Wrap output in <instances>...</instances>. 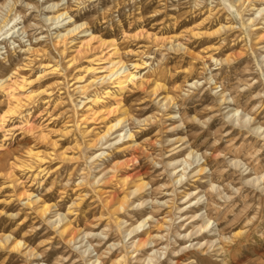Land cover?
I'll return each instance as SVG.
<instances>
[{
	"label": "rangeland",
	"instance_id": "1",
	"mask_svg": "<svg viewBox=\"0 0 264 264\" xmlns=\"http://www.w3.org/2000/svg\"><path fill=\"white\" fill-rule=\"evenodd\" d=\"M52 3L88 32L59 40ZM263 5L0 0V264H146L125 231L150 214L134 240L154 264H264ZM110 57L138 83L116 87ZM123 115L133 137L98 140Z\"/></svg>",
	"mask_w": 264,
	"mask_h": 264
},
{
	"label": "bare ground",
	"instance_id": "2",
	"mask_svg": "<svg viewBox=\"0 0 264 264\" xmlns=\"http://www.w3.org/2000/svg\"><path fill=\"white\" fill-rule=\"evenodd\" d=\"M239 1H242V0H239ZM261 1H263L264 2V0H261ZM64 3H52V4H50L48 7H47V11H51V12H55V14H53V15H50V16H47V20H51L52 22L51 23H60V25H61V22H62V25H63V28H65V30L62 32V31H59L58 32V34H57V37L59 38V40H61V41H63V40H65L66 38H68V36H70V35H75V33H87L88 32V29H87V26H86V23L85 22H82V23H77L75 20H73V18H72V16L68 13V11H66V10H62L63 8H61V6L63 5ZM245 5V4H244ZM257 11H258V13H262V15L264 14V5L263 6H261L260 8H257ZM249 20H251L252 22L254 21V17L253 18H249ZM250 22V21H249ZM57 27H59V26H57ZM56 27V28H57ZM221 28H223V27H219L217 30H215L214 31V34L216 33V32H219L220 31V29ZM191 32V31H190ZM193 32V35H195V36H198V35H200L201 33L200 32H194V31H192ZM90 33V32H89ZM206 34V33H205ZM88 35H91L92 37H91V39H94V38H96L95 36H93V33H91V34H88ZM98 36V35H97ZM72 37V36H71ZM90 39V40H91ZM97 39H99V38H97ZM173 39H174V36H169V37H166V38H163V40L164 41H167V40H169L170 42H174L173 41ZM95 40V39H94ZM156 40H157V38H156ZM160 40V39H159ZM108 42V41H107ZM87 44H89V42H87ZM104 44V43H103ZM106 44V43H105ZM113 44V43H112ZM115 44V43H114ZM173 45V44H172ZM177 45H180V43H177ZM116 49V48H115ZM115 49H113V50H115ZM38 52V51H37ZM117 51H114V53L112 54V56L114 57V55H116L117 53H116ZM109 58V60H108V63L110 64L109 66H107V67H105L106 68V70L110 73L109 74V76H110V79H111V77H113V75L115 76V74H117V73H119V70L124 66V62H123V60L120 58V59H114V58ZM215 59V58H214ZM216 61H218V59H215ZM141 66V65H140ZM93 68V67H92ZM91 68V69H92ZM88 69V68H87ZM104 69V68H103ZM93 70V69H92ZM91 71V70H90ZM94 71V70H93ZM103 71H105V70H103ZM128 71V70H127ZM121 74V73H120ZM112 75V76H111ZM108 76V75H107ZM107 76H105V77H107ZM117 76V75H116ZM115 76V77H116ZM82 79V78H81ZM103 79V78H102ZM101 79V80H102ZM137 74L136 73H134V72H127L125 75H122V76H117L116 77V87H118V88H120V89H123V88H126V87H128L129 86V83H134V84H136V83H138V82H136L137 80ZM83 80V79H82ZM142 80V79H141ZM198 81H194V82H192V83H190V86H192V85H195L196 83H197ZM141 84H142V81H141ZM89 87V86H88ZM87 87V85H82L81 86V88L82 89H86V88H88ZM87 90V89H86ZM156 90V89H155ZM108 93H109V91H108ZM165 98V97H164ZM223 98V97H222ZM226 98V97H225ZM100 98L99 97H95L94 98V101H98ZM172 99V97H166V100L169 102V100H171ZM227 99V98H226ZM225 99V100H226ZM92 100V99H91ZM224 101V100H223ZM19 102H20V99H16V101L14 102V103H12V106H17L18 104H19ZM165 102V101H164ZM95 103V102H94ZM12 108V107H11ZM10 108V110L8 111V112H10V111H12V110H14V109H11ZM14 108V107H13ZM234 110V109H233ZM15 111V110H14ZM239 112H240V110L239 109H235L231 114H232V116L233 117H236V116H238V118H237V120L238 121H242V122H244V123H250L251 122V120L253 119V120H255V118H252V116H250L249 114H244V115H241V114H239ZM126 114V113H125ZM239 115H240V117H239ZM233 120H235V119H233ZM126 121V116H121V117H118L115 121H112L111 122V124L110 125H108L107 126V129H106V131L104 132V134H102V135H100L99 137H98V140H102V139H104V138H106L107 137V135H110V133L111 132H113V133H116V132H119V135H117L118 137L117 138H123V137H129V138H132L133 137V134H132V132H126L124 135H122V133H120V132H122V124L124 123ZM119 127H121L120 129H119ZM255 129H257V131H260V129H262V126L261 125H257V126H255ZM263 134H264V130H263V132H262ZM193 153H194V150H191V152H189L188 153V156L187 157H184L183 159H181V160H177V161H171L170 163H169V165H172V164H175V163H178V162H180V165H181V163L182 164H184V167H183V170H184V172H182V173H180L181 172V170L178 172V174H177V176H178V180L179 181H181L182 182V179H183V177L184 176H186V172H185V170H187L188 169V167L189 166H191L192 165V163L193 162H191V161H188L187 159H189V157L191 156V155H193ZM179 165V166H180ZM177 167V166H176ZM175 167V168H176ZM205 169H206V165H204V164H202L201 166H200V168L198 169V172L199 173H203L204 171H205ZM182 170V171H183ZM180 173V174H179ZM260 180H264V175L263 176H260V177H256L255 178V181L256 182H259ZM126 180H124L123 179V184H126ZM148 185V183H146V182H143V183H141V184H139V185H136V187H135V189H133V190H131L130 191V193H129V195H132V194H136L137 192H140L141 190H143L146 186ZM190 195V194H189ZM188 195V196H189ZM121 201V200H120ZM146 201V200H145ZM125 202L126 201H124V199L120 202V204H119V210L120 209H123V208H125ZM49 210V206L47 205V204H43V206H42V208H41V213H43V214H45L47 211ZM66 217L65 216H63L60 220H59V222H61V221H63L64 219H65ZM149 218H152L153 219V216L150 214L147 218L145 217L144 219H142L137 225H134V226H132V227H130V228H128L125 232H127V235H131V237L129 238V240L130 239H132L133 241V246H135L136 247V249L138 248V247H141V248H143V247H150L151 249H152V252L153 253H151V254H149L145 259H144V263H146V264H154L155 263V260H156V257H157V255H161V252H160V250L159 249H155V244H153V245H151L152 243H154V241H153V236H151V233L150 234H148V236L146 237V238H141V237H139L137 240H134V238L139 234V233H141V232H139L140 231V229H141V227H144L147 223H148V219ZM207 218V217H206ZM211 223V219L210 218H208V219H204V223L202 224V226L200 227L201 228V230L202 229H205V228H208V226H209V224ZM66 228L65 229H63V233L64 232H67V230H68V226L66 225L65 226ZM212 230V229H211ZM142 231H143V229H142ZM133 235V236H132ZM186 236H188V235H184V237H186ZM9 238H10V235H5V240L6 241H9ZM71 240V239H70ZM1 243H2V241H0ZM115 244V243H114ZM22 245V241L21 240H18V241H16L14 244H13V249L14 248H18V247H20ZM113 245V244H112ZM122 257H124V256H122ZM99 257L98 258H96L95 259V261H94V263H96V262H98L99 261ZM120 259H122L123 260V258H120ZM120 261V260H119ZM126 261V260H125ZM121 263V262H120Z\"/></svg>",
	"mask_w": 264,
	"mask_h": 264
}]
</instances>
